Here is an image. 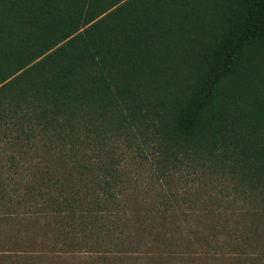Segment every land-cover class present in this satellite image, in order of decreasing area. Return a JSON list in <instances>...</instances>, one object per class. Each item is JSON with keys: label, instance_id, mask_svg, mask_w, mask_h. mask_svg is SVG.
<instances>
[{"label": "trees", "instance_id": "16d2710c", "mask_svg": "<svg viewBox=\"0 0 264 264\" xmlns=\"http://www.w3.org/2000/svg\"><path fill=\"white\" fill-rule=\"evenodd\" d=\"M132 135L228 182L250 205L227 245L264 264V0H0V221L48 217L74 247L109 219ZM33 152L20 190L5 170Z\"/></svg>", "mask_w": 264, "mask_h": 264}, {"label": "rangeland", "instance_id": "374dc122", "mask_svg": "<svg viewBox=\"0 0 264 264\" xmlns=\"http://www.w3.org/2000/svg\"><path fill=\"white\" fill-rule=\"evenodd\" d=\"M129 138L114 146L122 182L116 201L103 209L109 219L95 229L73 232L71 248L56 243V223L48 217L31 226L21 220L11 226L0 221V264H246L235 256L239 246L234 241V246L227 245L248 230L247 217L241 216L246 204L239 202L234 188L220 175L195 172L186 159L162 163L152 142ZM5 150L10 151L2 144L0 154ZM33 153L23 156L17 174L5 170L20 190L38 177L34 166L43 165L32 157L44 160V155ZM70 223L76 230L80 224ZM255 240L250 252L258 256L264 251V235ZM251 246H245L246 252Z\"/></svg>", "mask_w": 264, "mask_h": 264}]
</instances>
